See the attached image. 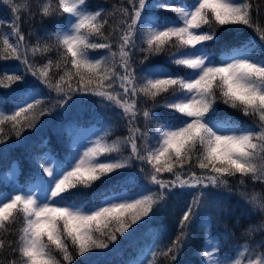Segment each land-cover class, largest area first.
Instances as JSON below:
<instances>
[{
    "label": "snow or ice",
    "instance_id": "obj_1",
    "mask_svg": "<svg viewBox=\"0 0 264 264\" xmlns=\"http://www.w3.org/2000/svg\"><path fill=\"white\" fill-rule=\"evenodd\" d=\"M126 4L121 0L105 10L90 8L89 0H36L34 14L32 0H0L11 14L10 20H0V61L16 60L22 66L14 72L0 69V88L21 85L18 103L12 108L0 103V144L13 135L21 138L56 109L67 110L77 94L81 99L98 97L102 107L118 109L128 130V135L111 140V129H105L82 152L74 151L55 166L54 157H41L39 172L31 177L39 192L15 183L0 187V254L9 250L0 264H74L75 256L117 244L119 237L145 218L151 219L154 210L178 195L174 190L179 189L191 199L183 206L175 238L163 246L154 241L148 249L150 258L145 253L135 262L159 264L163 257L173 264L190 241L198 210L211 196L207 189L230 193L229 178L235 177L240 185L246 178L264 183L261 5L257 0L181 4L126 0ZM149 8L171 12L174 18L152 19ZM22 12L28 20L36 14L42 19L62 16L64 23L30 43L22 31ZM113 18L118 22L110 23ZM223 26L251 29L260 41V53L250 55L246 46L225 51L214 60L206 42L218 40L217 30ZM249 45L255 47L256 42L250 40ZM90 50H104V54L94 56ZM137 51L143 55L141 64L167 55L186 71L145 68L138 74L133 60ZM37 56L44 62L38 63ZM29 76L54 92L55 98L45 96L36 83L29 84ZM218 104L252 117L255 126H240L227 113L218 114ZM158 107L177 115L161 123L153 113ZM141 116L143 128L137 124ZM133 161L140 162V171L156 190L142 187L131 194H104L91 207L75 202L73 190L91 188ZM165 173L171 178H165ZM241 195L251 211L262 217L242 234H264V190ZM203 236L199 264H264V240L255 244L245 240L221 254V238L211 233L210 222L203 226Z\"/></svg>",
    "mask_w": 264,
    "mask_h": 264
},
{
    "label": "trees",
    "instance_id": "obj_2",
    "mask_svg": "<svg viewBox=\"0 0 264 264\" xmlns=\"http://www.w3.org/2000/svg\"><path fill=\"white\" fill-rule=\"evenodd\" d=\"M104 1L106 3L105 10H111L113 4L119 5L121 3V0ZM18 2L22 3L23 0H18ZM257 3L261 5L259 18L261 22H264V0H257ZM125 6H127L126 0ZM31 11L34 14L37 13L36 0H32ZM21 15L22 31L26 34V36H28L30 43H35L38 36L44 37L47 32L53 31L54 28L64 19L62 16H53L51 18L42 19L40 15L36 14L33 19L28 20L26 12H22ZM0 16L5 17L4 21H8L11 19V14L8 8L3 5H0ZM173 16L174 14L171 13V15H167L165 18H171ZM117 22L118 18H113L112 20H110V23L113 24ZM30 32L32 33L31 36L28 35ZM245 33L252 34L256 42V46L253 47V49L254 51L260 53L261 49L258 46L260 44V41L251 29L245 27H237V33L234 34V37L239 38L240 42H245ZM217 34L218 40H223L227 38V36H230L232 33L227 34L226 31L221 27L218 28ZM137 41L139 42V36H137ZM142 58L143 55L139 51H137L133 56L136 70L138 65L141 64L140 60ZM36 61L38 63H42L44 62V59L40 56H37ZM152 61L153 59L152 57H150L147 61H145V63ZM1 62L3 61H0V63ZM40 88L42 90L48 91L46 88H44L43 85H40ZM55 95L56 94L54 92H50L48 96L55 98ZM19 96V94H9L8 90L0 88V103L6 102L9 104L11 102V99L17 98ZM73 100L75 101V103H73L67 110L58 108L52 115L42 117L39 123H37L36 127L34 129L25 131L21 138L18 139L13 135L5 143L0 144V174L12 158H15L19 165L22 167L20 177H24V175L29 172H34V170L37 169V164L31 157L32 154H34L38 149L41 148H49L52 151H58L61 148L62 142L65 141L63 123L65 120L67 121L68 118H73L78 122H99L103 117H108L113 120L116 126V129L111 133V140H114L117 137L128 135L127 123L124 119H122L118 109H114L111 107H102L99 103L98 97L90 98L89 96H85L83 97V99H81L80 94H77L73 97ZM142 105L143 102H141V106ZM158 109H160V107L153 109V113L157 117V112H159L161 115L168 116V114ZM162 109L167 108L162 107ZM137 124L138 126L143 128L144 121L142 116L138 117ZM151 128L154 130L155 123L151 125ZM125 155H127V152H125ZM133 164L135 168L140 170L142 166L140 162L133 161ZM144 167L147 169L146 165H144ZM196 171L199 172V169H196ZM117 179V175L110 174L109 176L103 178V182L97 181L95 184L108 185L112 183V181ZM229 179L231 192H226L223 189H207L206 191L210 193L211 196L204 202V204L198 211L211 212L213 221L216 222L219 220L221 222V225L228 229L231 238H243L246 240H250V242L253 244L264 240V234H262L261 232H255L251 237L242 234L244 229H246L249 225L257 224L262 219V217L260 214L251 211L250 206L245 202V199L241 195L244 192L251 193L253 190H255L256 192H261L262 190H264V183L258 181L254 182L250 178H246L245 184L240 185L238 183L239 177ZM4 184L5 183L3 182L0 175V185ZM174 191H176L178 195L169 198L165 204H163L159 209L154 210V213L152 214L153 221L156 224L163 226L162 231L165 235L168 236V244H170L171 240L175 238L177 233L176 224L179 219V212H177V209L182 206V203L180 201L182 199L184 201L187 199V196H185V190L177 189ZM164 220L166 221L167 225H165ZM18 226L19 225H14L13 227ZM171 228L172 231L170 232ZM9 238L15 239L14 236ZM199 239L200 231L193 224L190 241L185 245L177 261L173 262V264H194L198 262L199 248L197 242ZM92 251L93 250L85 254L89 255L90 253H92ZM8 255L9 250L6 249L3 254H0V259L6 258ZM80 258H82V256H75L74 260ZM159 264H168V261L165 258L161 257L159 260Z\"/></svg>",
    "mask_w": 264,
    "mask_h": 264
},
{
    "label": "rangeland",
    "instance_id": "obj_3",
    "mask_svg": "<svg viewBox=\"0 0 264 264\" xmlns=\"http://www.w3.org/2000/svg\"><path fill=\"white\" fill-rule=\"evenodd\" d=\"M5 70H8L10 72H14V68H12V67H5ZM101 132H102V126H99V127L91 126V127L77 128V129L73 130L72 146H73L74 151L79 150V151L82 152L85 147L90 145V142L92 140H94L97 135H100ZM47 155H49V154H47ZM45 156H46V154L42 155L41 157H45ZM53 164L55 166L54 160H53ZM14 173H15V168L12 167L11 169H9L7 171L6 176L8 178L12 179L13 176H14ZM13 183L17 184L20 187V185L14 180H12L11 186H12ZM29 188H31L33 191L39 192V189L36 187V183L35 184H31L30 186L25 188V190H28ZM141 189L142 188H140V189H138L136 191H132V192H130V191H120V192H117V193H114V194L115 195L131 194V193H134V192H138ZM114 194H111V195H114ZM78 205L84 206L83 204H78ZM93 205H96V204H93ZM93 205L84 206V207H91ZM154 246H155V243H154L152 231H151L150 228H147L143 232L142 237H141L139 243L137 244L135 254L132 255V257L128 258L126 260L125 264H135L136 261L144 259L145 253L150 258L151 253L148 252V249H149V247H154ZM144 264H147L146 260H144Z\"/></svg>",
    "mask_w": 264,
    "mask_h": 264
}]
</instances>
